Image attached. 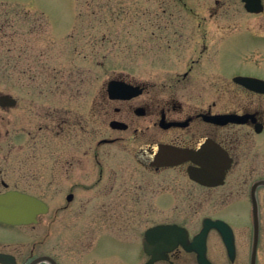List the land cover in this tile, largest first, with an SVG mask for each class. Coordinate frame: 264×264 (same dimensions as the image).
I'll return each instance as SVG.
<instances>
[{"label": "flooded vegetation", "instance_id": "1", "mask_svg": "<svg viewBox=\"0 0 264 264\" xmlns=\"http://www.w3.org/2000/svg\"><path fill=\"white\" fill-rule=\"evenodd\" d=\"M220 6L217 1L208 7L209 17L183 21L184 34L179 36L185 67L174 80L158 86L117 76L102 85L97 112L109 126V137L98 144L125 151L132 143L136 151L129 155L147 178L126 179L114 171L110 178L90 184L84 216L72 223L65 245L58 219L53 251L43 249L53 223L41 228V251L34 243L21 257L8 248L15 242L14 230L36 226L52 212L51 198L61 199L62 164H42L33 176L29 164L20 159L0 165V195L18 192L49 207L35 224L0 222V264H31L43 257L57 264H264V185L257 186L264 181V169L254 163L260 152L264 159V93L235 80L264 78L248 70L233 75L231 82H206V73H232L235 58L250 63V27L236 29L246 21L216 18ZM184 8L193 10L188 4ZM232 45L233 57L224 55ZM111 81L138 93L112 98ZM113 122L126 128H113ZM151 144L168 146L170 165H147L137 159L140 147ZM65 171L71 178L75 173L72 168ZM75 184L76 180L72 187ZM74 198L73 192L66 195L68 202ZM66 246L69 259L63 257ZM79 250L87 251L83 261Z\"/></svg>", "mask_w": 264, "mask_h": 264}, {"label": "rangeland", "instance_id": "2", "mask_svg": "<svg viewBox=\"0 0 264 264\" xmlns=\"http://www.w3.org/2000/svg\"><path fill=\"white\" fill-rule=\"evenodd\" d=\"M217 1L221 11L216 18L246 21L236 29L250 27V63L235 58L232 73H206V82H231L248 70L264 78V14H249L241 0H0V95L18 100L12 110L0 108V165L20 159L29 164L31 176L41 172L42 164L64 169L61 199L51 198L52 212L36 226L14 230L10 250L23 257L36 243L41 251V228L53 223L43 247L53 251L58 219L65 245L72 223L84 216L88 186L98 179L114 171L126 179L147 178L132 158V143L125 151L98 144L109 137V126L97 112L102 85L117 76L158 86L174 80L185 67L179 36L183 21L209 17L206 9ZM234 49L223 53L233 57ZM254 160L257 169H264L261 152ZM67 168L75 170L72 178ZM71 192L75 198L68 202ZM86 252L78 251L79 261Z\"/></svg>", "mask_w": 264, "mask_h": 264}, {"label": "water", "instance_id": "3", "mask_svg": "<svg viewBox=\"0 0 264 264\" xmlns=\"http://www.w3.org/2000/svg\"><path fill=\"white\" fill-rule=\"evenodd\" d=\"M246 4V9L249 12H262L264 7L261 0H243ZM236 81L249 87L251 90L264 93V80L248 77H237ZM108 92L112 98H126L137 95L138 92L129 94L128 89L121 87L116 82H111L108 87ZM128 95V96H127ZM17 100L10 95H0V106L10 107L15 106ZM112 127L116 129H125L126 125L122 126L118 122H113ZM169 150L165 145H145L137 152V158L140 162L153 165L163 166L170 165L168 159ZM264 185V181L257 184ZM71 199V197H69ZM49 211L48 205L37 199L36 197L21 194L18 192H11L6 195H0V221L12 225H26L37 223V216ZM161 228V227H160ZM158 228V229H160ZM4 255H0V260ZM43 260L50 261L51 264H57L49 257H43L35 260L31 264H39Z\"/></svg>", "mask_w": 264, "mask_h": 264}]
</instances>
